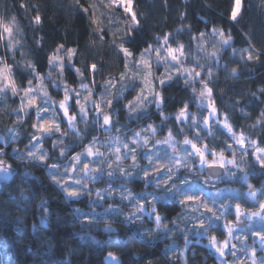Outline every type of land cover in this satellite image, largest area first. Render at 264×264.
Masks as SVG:
<instances>
[{
	"label": "trees",
	"instance_id": "trees-1",
	"mask_svg": "<svg viewBox=\"0 0 264 264\" xmlns=\"http://www.w3.org/2000/svg\"><path fill=\"white\" fill-rule=\"evenodd\" d=\"M131 1L132 14L111 0H0V24L6 29V37L0 40V67H10L11 85L6 101L0 98V134L16 131L20 135L9 144L0 143V160L12 171V177L0 183V264H108L110 253L117 256L119 264H219L211 252L195 242L197 233L183 219L185 209L175 198L155 204L163 216L159 232H154V219L129 221V203L117 199L122 205L117 211L111 208L110 200L97 198V193L109 186L142 196L161 193L155 181L102 175L96 182H86L91 190L79 196L67 195L54 183L49 175L52 167L47 165L55 164L60 172H68L77 165L73 160L76 154L83 153L81 159L90 157L85 149L101 138L97 109L90 106L87 119L78 117L80 134L71 131L64 116L56 113L60 132L42 138L47 158L43 162L31 159L28 150L36 135L32 127L36 109L27 112L24 121L18 119L22 112L20 89L28 87L29 81L31 85L42 82L56 102L64 97L57 85L64 83L78 89L81 84L97 82L95 100L108 90V81L132 83L123 96L104 108L114 116L116 133L128 139L136 128L153 123L161 138L171 132L180 141L187 137L212 152L239 158L237 177L222 184L243 191L248 184L258 189L264 182V168L253 162L251 151L244 156L223 124L227 118L237 136L242 134L249 143L264 147V0H242V13L235 21L231 19L235 0ZM133 14L138 24L130 28ZM219 30L225 38L231 36L229 44L222 43ZM165 36L169 38L167 46L183 45V63L194 78L179 74L163 87L159 85L163 97L160 109L153 105L138 114L130 112L127 101L136 97L133 86L140 82L132 81L128 71L136 70L135 61L141 53L149 45L159 47ZM121 44L131 56H125ZM60 45L64 47L57 53ZM68 49L74 50L70 61ZM242 49H250L259 58L248 60L246 54L242 58ZM54 54L62 58V74L58 67L49 65ZM93 64L96 70L91 69ZM195 72L200 76L195 77ZM201 80L213 90L211 98H201ZM203 100L211 102L218 117L207 124L203 121L210 107L201 109L199 101ZM185 105L195 120L200 119L193 122L190 118L189 123L177 119ZM61 150L64 155H60ZM197 157L180 169L172 186L198 189L213 181L206 168H198ZM105 163L101 161L102 166ZM104 170L107 172L106 167ZM248 241L255 242L253 238Z\"/></svg>",
	"mask_w": 264,
	"mask_h": 264
},
{
	"label": "rangeland",
	"instance_id": "rangeland-1",
	"mask_svg": "<svg viewBox=\"0 0 264 264\" xmlns=\"http://www.w3.org/2000/svg\"><path fill=\"white\" fill-rule=\"evenodd\" d=\"M111 1L116 6L122 7L125 11L126 9H130L126 12L132 14L133 2L131 0H123V3L121 0ZM241 13L242 0L240 2V11L237 18ZM5 37V25L0 24V40L3 41ZM169 47L170 46H167L165 42L157 47L160 49L159 60H157V53L155 51H152L145 56V59H147L150 64L151 75H148V66L140 62L141 56L135 61L136 70L128 71L129 77L132 81L137 80L140 82V85H137V83L133 86L136 97L127 101L128 103L130 101L133 102L136 106L135 111H132L133 113L138 114L139 112L147 111L153 105L156 110L160 109L163 102L158 104L153 94L155 92L161 95L159 90V80L163 78L165 79V82H168L169 80L167 79V76L170 75L173 78L176 75L181 74L178 69L181 67L186 69L183 63L185 55L183 54V56H180L179 52H176L175 55L178 56L179 63L172 61L171 57L167 54V49ZM0 69L4 70L3 74L0 75V98L6 101V95L8 94L7 91L11 88L9 82L10 67L6 65L5 67H0ZM57 71H59V68ZM183 74L186 79H189V72L185 71ZM112 82L113 85L108 86V90L105 94H99V97H96V100L93 98V95L97 92V82H94L93 85L84 84L87 85V88L80 87L75 89L69 87L74 90L70 93V99L68 101L69 115H75L76 117L71 125L69 124L67 117L64 116L63 111L59 108V102L50 98L49 94L44 96L43 92L47 90L42 82L39 81L37 85H31L33 92L29 98L34 96L35 104L31 107H23V110H21L22 112L19 115L20 117H18V119H21L22 121H24L27 112L31 109H36L37 107L42 106L48 109L46 113H42L46 118H53L56 123H58L56 115L53 117V111H55V113L60 112L66 119L70 130L80 134L78 117L82 116V118L87 119L88 112L87 115H82L80 113L79 105L75 102L77 93L79 94L81 103L85 105L86 109L90 106L94 107L93 101L100 106V110H97V120L100 126L101 138H98L96 140L97 143H94L96 145L92 146L93 152L96 154L85 159L82 158L80 161L83 162H76L77 165H72L68 172H60L58 168L50 169L49 175L51 179L53 176H56L57 180L60 181V183H57L56 180L52 179L54 183L58 184L63 190L65 184L78 188L81 192L80 195H83L91 190L90 187L85 186L87 185L86 182H96L102 175H109L108 173H111L110 176L114 177L120 176L127 179L139 177L143 180L155 181L158 188L162 190L161 193H149L148 195L142 196L133 191L128 192L117 189L114 186H109L104 191L99 192V197H97L99 200H110L109 204L111 205V208L117 211L121 210L120 207L122 206L117 203V199L129 203L132 207L131 211L128 212L130 214L127 219L131 222L144 219L153 221L154 219V232H159L160 229L162 230L161 218H163V216L156 211L155 204L157 202L162 200L166 201L169 198H175L181 203V201L185 199V196L198 197V199L181 203L185 209L182 215L183 219L185 222L189 223L197 233V239L195 242L201 244L200 247L205 248L207 252H211L216 262L219 264H264V245L260 243L259 236L255 235V233H264V215L262 214L261 208V204H264V182L258 189H253V184H248V187L243 191L241 187H234V185L231 184H222L224 181L232 180L237 177L238 165L241 163L240 159L237 157L228 158L223 155L224 159L221 160L220 153H216L217 155L213 156L212 151L205 148V145H197L204 149L205 159L207 161V163L198 162V168L205 170L208 166L223 164V167L227 169V175L218 179L211 178L213 180L212 182L207 181L206 183H202L198 189H195L193 186H172V181L179 175L178 173L180 169L189 166L192 161L195 160L196 154L192 150L191 145H186L183 143L184 139L180 141L175 137H172L168 143H164L163 141H165L166 138L158 136V128L153 123L144 128H136V130L132 132L133 135L128 139H125L124 134L116 133L114 131V116L112 112H104V108L108 106L106 101L108 99L113 101L115 98L123 96L124 91H127L132 87V83H126L124 80H113ZM59 87L63 90L64 84ZM120 87L122 90H119ZM141 90L143 91L141 92ZM23 96L24 93L22 94V97ZM138 96L140 97L139 101H137ZM86 97L89 99L85 100ZM45 101H47V103H45ZM102 102L105 103V106ZM210 103L211 102L208 100L199 101V106L201 109L206 107L209 108ZM23 104L27 105V99L23 101ZM76 105L77 108L74 107ZM186 113V117H181L179 119L180 121L189 123L190 118H192L193 121L200 119L197 117L195 120V117L191 116L193 114L190 108L186 109ZM104 114L110 115L111 122L109 125L103 124ZM207 118L208 122H211L212 119L218 118L217 112H215L214 115L211 114L210 108L207 113ZM151 128H155L156 131L152 132ZM35 129V137L38 139H33L28 151L36 152L37 156H40L45 153L42 138L50 134H42L37 128ZM136 132L140 133L139 137L135 136ZM19 138L20 135L16 131L7 134V136L0 134V143L9 144L10 141ZM231 138L235 143L232 134ZM134 139L136 140V143H133ZM145 139H147V143H145ZM235 144L242 151L244 156H249L248 153L251 151L253 162L260 168H264L261 167L260 161L257 159L258 156L261 159H264V147H260L256 142L249 143L245 138L243 139L242 145ZM125 145H128V147L125 148ZM133 148L135 149L134 153L130 151V149ZM117 149L120 151L117 152ZM99 155L104 156L105 159H98L97 156ZM109 155L112 157L110 160L108 158ZM133 155L136 156L135 161L132 159ZM0 156H3V152L0 153ZM117 156L120 158L117 159ZM149 156L152 157V164H150L147 159ZM30 158L33 159L32 157ZM102 160L107 161L103 166L101 164ZM141 160H145L143 161L144 163ZM230 160H234L235 163H229L228 161ZM176 161H179V163H176ZM238 161H240V163ZM84 163L89 164V176H85L84 173L80 171ZM109 165H111V167H109ZM153 166L159 168V171H153ZM105 167L107 172L104 170ZM4 169H7V171ZM92 170L96 171L93 172ZM145 171L150 173L148 177L144 176ZM169 176H171V179H169ZM11 177L12 171L3 161V163L0 164V183L9 180ZM76 180H80L81 184L76 185ZM164 181H167V183H163ZM169 189H171V191H169ZM251 193H255V195H252ZM149 203L152 204L151 207H148ZM237 204L240 206L239 218L236 214ZM209 209H211V211H209ZM253 213H256V215H253ZM157 217H159V219H157ZM216 217H219V219ZM201 221L203 222V226H201ZM240 223H246L247 226L240 227ZM229 226L231 230H229ZM219 231L222 232V236L219 235ZM210 237L216 238L218 247L222 246L224 241H227V246L223 248V256L212 247ZM253 237H257V240L251 244L248 240ZM187 248L188 247L185 248L184 252H186ZM106 262L108 264H119V260L114 254H111V256L109 255Z\"/></svg>",
	"mask_w": 264,
	"mask_h": 264
},
{
	"label": "snow or ice",
	"instance_id": "snow-or-ice-1",
	"mask_svg": "<svg viewBox=\"0 0 264 264\" xmlns=\"http://www.w3.org/2000/svg\"><path fill=\"white\" fill-rule=\"evenodd\" d=\"M121 2L123 3V0H121ZM235 2H236V8L232 12V16H231V19L233 21L237 20L238 13L240 11V2H241V0H235ZM22 7H23V5H22ZM128 10H130V9H126V11H128ZM84 11L87 12L88 9H84ZM35 20L37 22H39V20H40L39 15H37L35 17ZM135 24H138V20L136 19L135 14H133L132 17H131L130 28H131L132 25H135ZM213 31L215 32L217 30L214 29ZM201 35H203V34H201ZM219 35L221 37V41H222L223 44H225V45L229 44V41L231 40V36L230 35L225 38V34H224L223 30H219ZM168 39H169L168 36H165L163 38L165 43H167ZM63 47H64L63 45L58 46V48L56 49V52L58 53L60 51V49L63 48ZM119 48L125 54L126 57L132 55V52L129 51V49L125 48L123 46V44L119 45ZM152 51H155L157 53V60H159L160 59V56H159L160 49L159 48H155L154 49L152 45H149L148 48H146L141 53V61L140 62L145 64L146 66H148V68H149L148 75H151L150 64H149V61L147 59H145V56L147 54L151 53ZM67 52H68V60L70 61L72 55L74 54V50L68 49ZM176 52H179L180 56H183V54H184L183 53V45H178V47L175 48V49L171 48V47H169L167 49V54L171 57V60L172 61H176L177 63H179V58H178L177 55H175ZM241 53H242V58H243L244 54H246V58L248 60H253V59H258L259 58L258 56L254 57L253 54H252V51L250 49H242ZM56 62H59V63H56ZM49 65L54 66V67H58L59 70L61 71V74L63 73L64 64H63L62 58L60 56L54 54L52 57H50L49 58ZM29 68H31L32 71L35 72V68H34L33 65L30 64ZM91 69L92 70H96V65L95 64L91 65ZM3 71H4L3 69H0V75L3 74ZM178 71H180L181 74H183L185 71H188V70L181 67L180 69H178ZM192 71L194 72V70H192ZM76 72H77L78 75H82V73H80L79 69H76ZM232 73L235 75V73H236V69L235 68L232 69ZM36 75L38 76L39 74H36ZM209 75H211V73H209ZM199 76H200V73L199 72H195V77H199ZM171 78L172 77L170 75L167 76L168 80H170ZM193 78L194 77L192 76V72H189V80H191ZM121 79H124V74H121ZM189 80H186L185 82L188 83ZM93 83H94V81H93ZM159 84H160L161 87H163L165 85V79H163V78L160 79L159 80ZM201 84L203 85V88H202V91H201V94H200L201 98H204V97L211 98L213 90L208 87V84L204 80H201ZM112 85H113L112 81L106 82V87L107 86H112ZM57 87H59V85H57ZM81 87L82 88H87V85L81 84ZM12 91H13V93L17 92V88H16L15 84L12 85ZM20 91H22L24 93V96L21 98L22 99V109L21 110H23V107H31L32 105L35 104V97L33 96V97L29 98L31 96L32 92H33V88L31 86V81L28 82V87H26V88L22 87L20 89ZM63 91H64V97H63L62 100L59 101V108L63 111L64 116L67 117L68 122L71 125L72 121H74L76 119V117H75V115H69L68 101L70 99V93L72 91H74V90L70 89L68 87V85L66 83H64ZM142 91L143 90H141V92ZM43 94H44V96L48 95L47 91H44ZM153 94H154L156 102L158 104L163 102V97L159 93H155L154 92ZM25 99H27V105L23 104V101ZM87 99H89V98L86 97L85 100H87ZM139 99H140V97L138 96L137 97V101H139ZM75 102H76L77 105H79L80 113L82 115H87V109H86L85 105L81 103L78 93H77V95L75 97ZM45 103H47V101H45ZM106 103L110 107L112 105V100L108 99L106 101ZM93 104H94V107L97 110H100V106L98 104H96L95 101H93ZM128 107H129L130 112L131 111H135V107L136 106L133 104V102L130 101L129 104H128ZM209 107L211 108V114L214 115L215 112H216L215 107H213L211 105V103L209 104ZM186 109H187V105H185V107L179 111L177 119H180L181 117H186V115H187ZM47 111H48V109L45 108V107H42V106L36 108L37 123H34L32 125V127L33 128H37L42 134H52L53 131L60 132V124L59 123H56V121L53 118H46L44 115H42V113H46ZM55 115H56V113H55V111H53V117ZM262 115H264V113H262ZM110 122H111L110 115L109 114H104V116H103V124L104 125H109ZM204 123L205 124L208 123V118H205ZM223 124H224V127L227 129V131L230 134H232V137H233L235 143L242 145L243 144V139H244L243 135L241 134L240 136H237L233 132V129H232L231 125L227 122V118H225V120L223 121ZM151 131L155 132L156 129L155 128H151ZM135 136L139 137L140 133L136 132ZM33 139H38V138L34 136ZM93 139H95V137ZM171 139H172V133L169 132L168 137L163 142L164 143H168ZM133 143H136L135 139L133 140ZM145 143H147V139H145ZM183 143L186 144V145H191L192 150L200 158V162L201 163H207V161L205 159V151H204V149L198 147L192 140L188 139L187 137H185ZM127 147H128V145H125V148H127ZM228 147H231V145H228ZM205 148H207L206 145H205ZM116 151L119 152L120 150L117 149ZM130 151L134 153L135 149L134 148L130 149ZM85 152H86L87 156H93V155L96 154V153L93 152L92 146L87 147L85 149ZM0 153H2V150H0ZM47 155H48L47 153H44V154H42L40 156H37L36 152H33V151H29L28 152V156L32 157L33 159H38V160H40L42 162L45 161V159L47 158ZM60 155H64V151L63 150H61ZM82 155H83V153L76 154V156L73 157V160L76 161L77 163H79L80 160H81V156ZM212 155L216 156L217 154L215 153V151H213ZM119 158L120 157L117 156V159H119ZM132 159L135 161L136 160V156L133 155ZM147 159L149 160V163L152 164V157L149 156V157H147ZM220 159L221 160L224 159L222 152L220 153ZM257 159L260 161L261 167H264V159H261L259 156L257 157ZM228 162L229 163H235L234 160H230ZM2 163H3V161H0V164H2ZM176 163H179V161H176ZM47 166L52 167V168H56L57 167V165H55V164H51V165H47ZM221 166H223V164H221ZM109 167H111V165H109ZM4 170L7 171V169H4ZM152 170L155 171V172H158L159 168H156V167L153 166ZM80 171L83 172L85 176H89V164L84 163L83 167L80 169ZM92 171L94 172L96 170H92ZM108 174L111 175V173H108ZM149 175H150V173L148 171L144 172V176L145 177H148ZM52 179L56 180L57 183H60V181L57 180L56 176H53ZM169 179H171V176H169ZM184 182L186 183V181H184ZM163 183H167V181H164ZM75 184L76 185H80L81 181L80 180H76ZM63 187H64V191L69 196H79L81 194V192L79 191L78 188L71 187V186H69L67 184H65ZM169 191H171V189H169ZM109 194H111V193H109ZM251 194L255 195V193H251ZM97 195H99V193H97ZM195 199H198V197L185 196V199L182 200L181 203H184L185 201H189V200H195ZM261 208L264 209V204H261ZM209 211H211V209H209ZM236 214H237V217L239 218V216H240V206L238 204L236 205ZM253 215H256V213H253ZM216 218L219 219V217H216ZM157 219H159V217H157ZM201 226H203V222L202 221H201ZM229 230H231L230 226H229ZM255 235L259 236L260 243L262 245H264V233H255ZM210 243H211L212 247H214L216 249V251L220 253L221 256L224 255L223 248L227 246V241H224L222 246L218 247L216 238L215 237H210ZM109 255L111 256V253Z\"/></svg>",
	"mask_w": 264,
	"mask_h": 264
},
{
	"label": "water",
	"instance_id": "water-1",
	"mask_svg": "<svg viewBox=\"0 0 264 264\" xmlns=\"http://www.w3.org/2000/svg\"><path fill=\"white\" fill-rule=\"evenodd\" d=\"M197 161L200 162L199 157H197ZM206 173L208 174L210 178L218 179V178H223L224 176H226V169L221 165H212V166L206 167ZM262 214L264 215V209H262ZM239 226L245 227L246 223H240ZM256 240H257V237H254V241Z\"/></svg>",
	"mask_w": 264,
	"mask_h": 264
},
{
	"label": "flooded vegetation",
	"instance_id": "flooded-vegetation-1",
	"mask_svg": "<svg viewBox=\"0 0 264 264\" xmlns=\"http://www.w3.org/2000/svg\"><path fill=\"white\" fill-rule=\"evenodd\" d=\"M246 226H247V224H246ZM246 226H245V227H246ZM253 239H254V237H253Z\"/></svg>",
	"mask_w": 264,
	"mask_h": 264
}]
</instances>
